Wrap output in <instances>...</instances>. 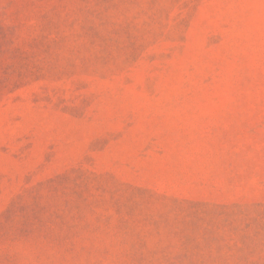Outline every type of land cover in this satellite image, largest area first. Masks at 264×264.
I'll use <instances>...</instances> for the list:
<instances>
[{
  "label": "rangeland",
  "instance_id": "obj_1",
  "mask_svg": "<svg viewBox=\"0 0 264 264\" xmlns=\"http://www.w3.org/2000/svg\"><path fill=\"white\" fill-rule=\"evenodd\" d=\"M0 264H264V0H0Z\"/></svg>",
  "mask_w": 264,
  "mask_h": 264
}]
</instances>
